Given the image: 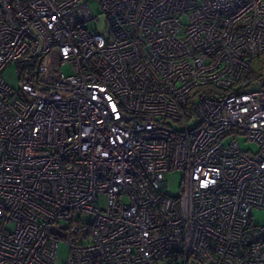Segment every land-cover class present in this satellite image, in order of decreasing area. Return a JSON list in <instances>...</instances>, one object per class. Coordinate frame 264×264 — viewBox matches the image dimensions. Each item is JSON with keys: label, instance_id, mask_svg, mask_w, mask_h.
<instances>
[{"label": "built area", "instance_id": "obj_1", "mask_svg": "<svg viewBox=\"0 0 264 264\" xmlns=\"http://www.w3.org/2000/svg\"><path fill=\"white\" fill-rule=\"evenodd\" d=\"M96 1L0 0V264H264V0Z\"/></svg>", "mask_w": 264, "mask_h": 264}, {"label": "rangeland", "instance_id": "obj_2", "mask_svg": "<svg viewBox=\"0 0 264 264\" xmlns=\"http://www.w3.org/2000/svg\"><path fill=\"white\" fill-rule=\"evenodd\" d=\"M89 6L93 11L94 15L97 17L96 19L90 20L83 25L91 30H97L102 35L106 36L107 28H106V16L104 13L100 12L99 5L96 0H89ZM184 21V18H182ZM64 72L69 74L70 71L68 68H64ZM4 79L13 87L18 88L19 81L16 75V69L12 63L8 64L2 72ZM174 126L176 128H180L181 125L175 123ZM238 141L244 149H250L252 151H256L257 147L254 143L250 142L246 139L244 135L238 136ZM181 170L169 171L165 175V179L167 181V186L164 188V192L168 193L170 196H177L180 193L181 187ZM84 222H90L91 216L84 215ZM252 223L255 225H264V209L255 208L252 211ZM68 253V247L64 244L62 240L58 242L57 252L55 264H62L65 260Z\"/></svg>", "mask_w": 264, "mask_h": 264}, {"label": "trees", "instance_id": "obj_3", "mask_svg": "<svg viewBox=\"0 0 264 264\" xmlns=\"http://www.w3.org/2000/svg\"><path fill=\"white\" fill-rule=\"evenodd\" d=\"M261 76H264V73L258 72L257 70L253 69L249 73V79L254 80V79H259ZM198 90L200 91H205L211 95H214L215 93H218L217 91H214V88L209 87V86H202L199 87Z\"/></svg>", "mask_w": 264, "mask_h": 264}, {"label": "water", "instance_id": "obj_4", "mask_svg": "<svg viewBox=\"0 0 264 264\" xmlns=\"http://www.w3.org/2000/svg\"><path fill=\"white\" fill-rule=\"evenodd\" d=\"M52 231H54V229H52Z\"/></svg>", "mask_w": 264, "mask_h": 264}]
</instances>
